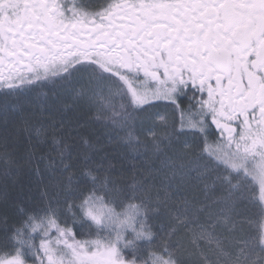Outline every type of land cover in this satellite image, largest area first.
I'll use <instances>...</instances> for the list:
<instances>
[{"label":"snow or ice","instance_id":"obj_1","mask_svg":"<svg viewBox=\"0 0 264 264\" xmlns=\"http://www.w3.org/2000/svg\"><path fill=\"white\" fill-rule=\"evenodd\" d=\"M79 3L0 0V264H264V0Z\"/></svg>","mask_w":264,"mask_h":264},{"label":"trees","instance_id":"obj_2","mask_svg":"<svg viewBox=\"0 0 264 264\" xmlns=\"http://www.w3.org/2000/svg\"><path fill=\"white\" fill-rule=\"evenodd\" d=\"M55 79L56 78L51 76L50 74L47 77L48 81H53ZM52 91H53V87L49 85L47 81H42V82H39L37 85H34L30 93H28L27 95L21 94L18 99L9 96L8 99L5 100L4 94L0 93V104L15 106L16 108H21V107L27 108L29 105H32L38 108L41 103H45V104L48 103V101L51 99ZM42 92L49 93V97L47 98V100L40 95V93ZM113 159L117 160L118 163L120 162L118 156L113 157ZM157 179L162 185L167 184L171 188L174 194V199L179 200L182 198V192L177 189L176 181L168 177L167 171H162L157 177ZM177 212L181 216L185 215L184 210L182 208L177 210ZM255 212H256L255 209H247V208L241 209L240 216L241 217H251L252 219H256ZM186 215H188L191 218L192 216L191 211H189ZM249 231L250 229L248 225L244 224V231L242 235L245 238H247V234Z\"/></svg>","mask_w":264,"mask_h":264},{"label":"flooded vegetation","instance_id":"obj_3","mask_svg":"<svg viewBox=\"0 0 264 264\" xmlns=\"http://www.w3.org/2000/svg\"><path fill=\"white\" fill-rule=\"evenodd\" d=\"M102 3V0H80V3L77 6H83L85 8H96L99 4ZM43 75V73H40Z\"/></svg>","mask_w":264,"mask_h":264}]
</instances>
